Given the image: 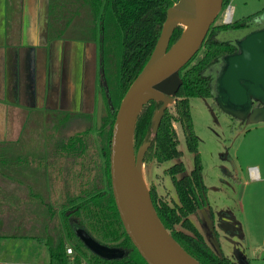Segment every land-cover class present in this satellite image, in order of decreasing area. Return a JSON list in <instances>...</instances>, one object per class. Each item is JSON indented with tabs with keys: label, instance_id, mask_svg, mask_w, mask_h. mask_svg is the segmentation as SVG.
Returning <instances> with one entry per match:
<instances>
[{
	"label": "trees",
	"instance_id": "16d2710c",
	"mask_svg": "<svg viewBox=\"0 0 264 264\" xmlns=\"http://www.w3.org/2000/svg\"><path fill=\"white\" fill-rule=\"evenodd\" d=\"M52 1L53 5L62 9L64 17L68 20L72 18L79 5L87 7L93 18H97L100 11L101 0ZM175 1L114 0L112 7L116 13L112 12L110 19H103L101 23L103 28L98 29L103 38L100 46V66L104 73L106 66L111 62L117 67V87L113 95L109 91L113 108L118 107L128 87L147 62L159 36L166 10ZM110 2L111 0H108V5L102 10L105 14L109 12ZM228 3L229 0L223 1L222 10ZM263 13L264 9L243 18L241 24L235 22L214 25L213 22L198 52L179 71L181 86L176 94L173 110L167 108L164 111L156 133H152V119L154 112L161 106L160 102L150 101L144 105L135 125L134 151L148 142L144 161L151 162L155 159L159 163L178 156L177 138L172 122H179L182 128L188 149L194 154L195 170L190 176L179 181L173 177L180 200L179 205L172 208L163 201L152 203L161 223L173 239L200 264L236 262L224 255L222 258L218 257L189 219V215L195 213L200 206L198 201H189V195L201 193L205 188L202 182L197 138L189 112V99L212 97L211 83L203 72L209 67L218 70L223 64L224 57L236 51L235 44L220 39L230 33L240 35V28L244 23ZM91 31L94 33L96 29ZM180 33L181 28L177 27L170 38V45L178 39ZM104 78L107 83L105 74ZM102 94L104 95L103 90ZM102 113V127L100 130L95 128L101 138L99 143L92 133L89 120V124L83 130L72 136L52 139L53 145L51 143L49 146L46 156L32 154L15 160L18 165L33 168L40 176L46 175L48 182L40 183L33 189L35 191L33 201H19L13 205L15 210L18 206L26 211L22 215V220L33 224L28 232L22 230L20 223L23 221H14L12 224L17 223L16 226L0 237L16 236L45 243L48 248L49 264H80L84 258L87 264H146L122 226L111 191L109 154L115 114L111 113V106L105 97ZM53 125L56 126L51 124ZM40 136L42 134L38 137ZM37 144L38 142L36 143L38 151L41 147L39 145L37 148ZM178 169L182 167L176 165L170 173L173 175ZM3 202L5 210L14 204L12 201ZM79 229L101 245L120 248L125 254L119 259H102L84 246L76 233ZM67 243L73 246L75 251L73 255L66 253Z\"/></svg>",
	"mask_w": 264,
	"mask_h": 264
},
{
	"label": "water",
	"instance_id": "95a60500",
	"mask_svg": "<svg viewBox=\"0 0 264 264\" xmlns=\"http://www.w3.org/2000/svg\"><path fill=\"white\" fill-rule=\"evenodd\" d=\"M223 1L178 0L166 10L153 50L115 112L109 154L111 191L122 226L146 264H200L173 239L157 216L142 170L149 143H143L134 151L133 136L138 116L150 101L161 103L152 119V133H156L164 111L174 103L181 86L179 71L198 52L210 26L222 11ZM177 27L181 28V33L170 45V38ZM236 47L235 53L224 57L216 87L231 103L226 108L235 109L236 113L245 116L252 100L264 104V29L245 35ZM99 85L104 95L99 93L97 97V128L101 123L104 97L111 106L106 81L100 80ZM111 113H114L112 106ZM251 121H264V106L252 111ZM201 214L211 235L210 242H206L222 258L214 222L204 209ZM225 218L222 221L219 216L218 229L226 235H241L231 222L234 220L229 216ZM76 233L84 246L102 259H119L125 254L120 248L101 245L83 230H76ZM237 256L241 264H249L242 253H237Z\"/></svg>",
	"mask_w": 264,
	"mask_h": 264
},
{
	"label": "rangeland",
	"instance_id": "374dc122",
	"mask_svg": "<svg viewBox=\"0 0 264 264\" xmlns=\"http://www.w3.org/2000/svg\"><path fill=\"white\" fill-rule=\"evenodd\" d=\"M228 6L232 9V23L238 22V24H241L243 18H248L264 9V0H229L228 5L216 17L214 25L223 24V13ZM81 7L80 5L77 7L79 8L78 16L72 19V24L68 27L65 24L66 18L62 13V9L53 5V8H56L57 17L60 18V25L58 27L62 29L60 33V29L56 28V34L60 33L63 38H67L68 36L70 39H91V27H89L92 20L91 14L87 7ZM71 17H73V15ZM260 29H264V13L244 23L240 28V35L230 33L220 40L237 44L243 36ZM69 63L70 65L73 64L71 58ZM102 74L106 75L108 90L113 95L118 80L115 63L111 62L106 66V72L104 73L103 71L100 74L95 93L98 91L102 93L103 89L99 85L100 80L101 82L103 79L105 80L104 76L101 77ZM72 75H74L77 80V75L74 71ZM203 75L208 77L213 91L215 92L218 72H216L213 67H209L203 72ZM70 83L73 85V80L71 78ZM74 86L76 87V81ZM40 91L41 90H38V92ZM175 100L176 96L174 98V101ZM210 103L211 99L209 98L193 97L189 99V112L192 119L193 130L198 139V151L203 167V180L207 188L208 205L216 218L217 216H221L222 213L228 214V216L234 220L231 221L232 224L239 229L241 233V235H226L214 224V227L218 229L217 238L220 249L225 257L234 260L236 264H241L237 256L239 252L249 260L250 264H262V261H264V181L245 185L244 180H247L248 169L255 166L258 167L261 176L264 177V121H248L244 124L235 123L233 125V121L224 114L216 115L215 112L211 110ZM173 105L174 104L168 107L170 111L173 110ZM117 108H114L113 114H115ZM95 114L96 111L94 110L89 120L92 126V133L99 143L101 138L100 135L98 136L97 130H100L102 127V117L100 126L97 128ZM72 117L75 116L72 115ZM80 121L83 124L86 123L84 120ZM80 121L78 122L72 118L69 125L65 128H62L61 125H56L55 127L54 125H48L46 128L47 132H45L44 123H42V125H36L33 131L34 134H38L39 136L41 134L46 135L47 133L51 136L46 135L48 139L46 143L37 140V148L40 145L41 149L36 151V154L43 155V146L45 145L47 147L48 145L49 147L53 140L63 136H72L74 133L83 130L87 125H80ZM173 125L176 128L178 137L177 148L180 151V155L163 164L151 162L142 166L143 177L147 187L149 189L150 187H154L157 194L167 201H172L175 196L163 170L175 162L183 163L185 173H189L193 168V157L187 149L181 127L175 122H173ZM95 128H97V130ZM27 129L29 130L30 128L27 127ZM22 130L23 127H21V131ZM35 148L36 146H32L31 150ZM235 172L237 174L236 177H243V183L240 180H235ZM36 181V179L31 180V182H33L32 188L37 187L38 184L40 185L39 180ZM24 194L29 197L28 192L25 191ZM17 202L18 201H15V204ZM22 209L19 208L17 213L16 208L14 214L7 213L4 217L0 216V230H2V232L3 230L5 232H10L17 224L15 223V225H13L12 222L23 221L22 215L26 211L24 212V209ZM32 213L36 214L34 211H32ZM191 220L196 229L203 235L204 239H206L205 241L210 242V231L204 221H202L201 215H194ZM20 224L22 225V230L26 232H28L27 230L33 225L26 220ZM40 225L39 223V226ZM67 247L71 248L73 253L75 252L70 243H67ZM48 259V248L45 243L19 237L0 239V260H2L4 264H30L39 260H42L40 261L42 264H48ZM84 259L82 261H85Z\"/></svg>",
	"mask_w": 264,
	"mask_h": 264
},
{
	"label": "crops",
	"instance_id": "0c3cea01",
	"mask_svg": "<svg viewBox=\"0 0 264 264\" xmlns=\"http://www.w3.org/2000/svg\"><path fill=\"white\" fill-rule=\"evenodd\" d=\"M78 13L76 8L73 17L66 19V26H71L72 19ZM59 20L52 0H0L2 217L7 213H15V201H33V189L36 187H31L32 179L44 184L48 182L46 175L40 176L33 168L15 162L21 156L36 154V148L31 150V147L36 146L37 140L48 142V134L38 137L33 132L34 127L44 123L47 132L48 125L54 123L67 127L72 118L78 122L86 121L84 124L80 121V125H88L94 110L96 111V99L100 92L95 93V88L101 74L99 46L95 39L97 31H91L92 37L87 40L70 39L68 36L63 38L60 34L62 29L58 27ZM56 28L60 29L59 34H56ZM70 58L72 65L69 63ZM73 71L77 80L72 75ZM43 148V155L46 156L49 147L44 145ZM253 168L256 175H251L248 169L245 185L264 181L258 167ZM239 180L243 183V177H239ZM25 191L29 193V197L24 194ZM3 201H12L14 204L5 210ZM16 208L18 213L20 207ZM4 232L0 230V235ZM3 238L17 237H0ZM40 261L42 260L30 264H42ZM0 264H4L2 260Z\"/></svg>",
	"mask_w": 264,
	"mask_h": 264
},
{
	"label": "flooded vegetation",
	"instance_id": "af4514ba",
	"mask_svg": "<svg viewBox=\"0 0 264 264\" xmlns=\"http://www.w3.org/2000/svg\"><path fill=\"white\" fill-rule=\"evenodd\" d=\"M178 0H176L174 3H176ZM113 3H114V0H111V2L109 3V7H110V9H109V12H108V14H105V12L104 11H102L103 10V8H105L107 5H108V0H101L100 1V4H99V6H100V11H99V14H98V16H97V18H93L92 16H91V24L89 25V27H91V30L92 29H96V31H97V34H96V36H95V39H96V44L99 46V54L101 53V51H100V46H101V43H102V40H103V38H102V36H101V34H99V31H98V29H102L103 28V26H101V23L103 22V19H110V17L112 16V12L113 13H116V10L115 9H113V7H112V5H113ZM174 3H172V5L174 4ZM84 9V8H83ZM85 10V9H84ZM91 14V13H90ZM103 15H104V17H103ZM66 22H68V20H66ZM243 38V37H242ZM241 39V38H240ZM236 45V44H235ZM236 51H237V47H236ZM235 51V52H236ZM234 52V53H235ZM213 69H214V67H213ZM104 70H103V68L101 67V73L103 72ZM215 71L216 72H218L219 73V71H220V68L218 69V70H216L215 69ZM103 76H104V74H103ZM212 87V86H211ZM215 89H216V91L214 92L213 91V87H212V91H213V95H212V97H210L209 99H211V103H210V105H211V108H212V110L215 112V114L216 115H222V114H224L225 116H227L228 118H230L232 121H233V125L235 124V123H247L248 121L250 122L251 121V113H252V111L253 110H255V109H258V108H260V107H262V106H264V104H262L260 101H258V100H252L251 101V106H250V109H249V112L247 113V115H242L240 112H237L236 113V110L235 109H230L229 107H228V109H230V110H228L227 108H226V106H228L229 104L231 105V103L230 102H227L226 100H225V96L222 94V92L219 90H217V87H215ZM175 102V101H174ZM174 104V103H173ZM214 108H213V107ZM227 110H226V109ZM225 109V110H224ZM229 115H231V116H229ZM176 124H179V122H176V121H174ZM180 125V124H179ZM172 126H173V129H174V131H175V134H176V138H177V147H178V137H177V133H176V128L174 127V125H173V122H172ZM181 127V126H180ZM181 131H182V128H181ZM182 134H183V131H182ZM183 136H184V134H183ZM196 136V135H195ZM197 138V137H196ZM184 140H185V137H184ZM185 143H186V141H185ZM186 146H187V143H186ZM187 149H188V146H187ZM177 150H178V148H177ZM189 150V149H188ZM197 150H198V139H197ZM147 151V150H146ZM190 152V151H189ZM178 156L180 155V151L178 150ZM191 153V155H192V157H193V168L191 169V171L189 172V173H185V167H184V165H183V163L182 162H175V163H173L172 165H170L169 167H166L164 170H163V173H164V175L168 178V181H169V183H170V186H171V188H172V190H173V192H174V199L172 200V201H167V200H165V199H163L162 197H160L158 194H157V192H156V189L154 188V187H150V189H149V192H150V197H151V201H156V202H158V201H163V202H165L168 206H170V207H172V208H174L175 207V205H179V197H178V192H177V188H176V186H175V184H174V182H173V177H175L176 179H177V181H179V180H181L183 177H188V176H190L191 175V172L193 171V170H195V159H194V154L192 153V152H190ZM145 155V154H144ZM198 155H199V159H200V154H199V151H198ZM178 156H176V157H173V158H171L170 160H173V159H175V158H177ZM228 158V157H227ZM170 160H168V161H170ZM148 163H151V162H156V163H158V164H163V163H165V162H167V161H165V162H162V163H159V162H157L155 159H152L151 160V162L150 161H147ZM147 162L146 161H144V157H143V165H145V164H147ZM200 163H201V159H200ZM176 165H180L181 167H182V169H178V170H176V172H174V174L172 175L171 173H170V170H172L173 168H174V166H176ZM201 168H202V170H201V175H202V182H203V185H204V191H201V193H196V195L194 194V195H189V198L190 199H188L189 201H198L199 203H200V206H199V208H197V211L195 212V213H193V214H190L189 215V219L191 220L192 219V216H196L197 214H200L201 215V217H202V214H201V210L202 209H204L205 211H206V214L208 215V217L210 218V220L211 221H213L214 222V224H218L219 222H221V220H219V217L217 216V218L215 217V214L212 212V210H211V208L209 207V205H208V198H207V188H206V186H205V184H204V180H203V167H202V163H201ZM251 170H253L254 172H255V169L253 168V167H251V168H249V173L251 174V175H253V176H255V173L254 174H252V172H251ZM237 176V174H236V172H235V180L236 181H239V178L238 177H236ZM152 205H153V203H152ZM154 207V206H153ZM205 207H208V209L206 210L205 209ZM156 212V211H155ZM157 214V213H156ZM158 216V215H157ZM226 216H228V214H226V213H222L221 214V219H222V221H224L226 218ZM192 221V220H191ZM193 222V221H192ZM217 232H218V229L217 228H215V233H216V235L218 236V234H217ZM170 233V232H169ZM226 236V235H225Z\"/></svg>",
	"mask_w": 264,
	"mask_h": 264
},
{
	"label": "built area",
	"instance_id": "2783aa9c",
	"mask_svg": "<svg viewBox=\"0 0 264 264\" xmlns=\"http://www.w3.org/2000/svg\"><path fill=\"white\" fill-rule=\"evenodd\" d=\"M222 22L223 24H230L232 23V9L230 6L227 7V9L225 10V12L223 13V17H222ZM252 174H254L255 172L253 170H251ZM66 253L68 255H73V250L69 247H67L66 249ZM80 264H87L86 261H81Z\"/></svg>",
	"mask_w": 264,
	"mask_h": 264
},
{
	"label": "bare ground",
	"instance_id": "6f19581e",
	"mask_svg": "<svg viewBox=\"0 0 264 264\" xmlns=\"http://www.w3.org/2000/svg\"><path fill=\"white\" fill-rule=\"evenodd\" d=\"M255 175H256V170H255Z\"/></svg>",
	"mask_w": 264,
	"mask_h": 264
}]
</instances>
